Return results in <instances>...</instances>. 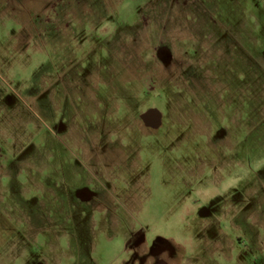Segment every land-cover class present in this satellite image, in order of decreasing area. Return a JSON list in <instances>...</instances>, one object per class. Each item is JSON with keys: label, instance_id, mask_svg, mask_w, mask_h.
Wrapping results in <instances>:
<instances>
[{"label": "rangeland", "instance_id": "rangeland-1", "mask_svg": "<svg viewBox=\"0 0 264 264\" xmlns=\"http://www.w3.org/2000/svg\"><path fill=\"white\" fill-rule=\"evenodd\" d=\"M0 264H264V0H0Z\"/></svg>", "mask_w": 264, "mask_h": 264}, {"label": "water", "instance_id": "water-1", "mask_svg": "<svg viewBox=\"0 0 264 264\" xmlns=\"http://www.w3.org/2000/svg\"><path fill=\"white\" fill-rule=\"evenodd\" d=\"M162 57V55H161ZM144 125L151 129H158L161 125V115L155 110L151 109L141 116Z\"/></svg>", "mask_w": 264, "mask_h": 264}, {"label": "flooded vegetation", "instance_id": "flooded-vegetation-1", "mask_svg": "<svg viewBox=\"0 0 264 264\" xmlns=\"http://www.w3.org/2000/svg\"><path fill=\"white\" fill-rule=\"evenodd\" d=\"M169 62V61H168Z\"/></svg>", "mask_w": 264, "mask_h": 264}]
</instances>
